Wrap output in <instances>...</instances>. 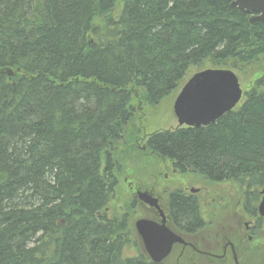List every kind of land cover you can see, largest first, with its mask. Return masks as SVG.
Wrapping results in <instances>:
<instances>
[{
  "label": "trees",
  "instance_id": "obj_1",
  "mask_svg": "<svg viewBox=\"0 0 264 264\" xmlns=\"http://www.w3.org/2000/svg\"><path fill=\"white\" fill-rule=\"evenodd\" d=\"M230 6L0 0V264H153L143 251L125 255L129 219L105 213L133 91L153 106L191 69L264 65V23ZM147 147L211 181L264 187V71L240 107ZM170 206L196 219L191 199L175 192Z\"/></svg>",
  "mask_w": 264,
  "mask_h": 264
},
{
  "label": "flooded vegetation",
  "instance_id": "obj_2",
  "mask_svg": "<svg viewBox=\"0 0 264 264\" xmlns=\"http://www.w3.org/2000/svg\"><path fill=\"white\" fill-rule=\"evenodd\" d=\"M141 150L149 152L145 156L150 161L153 156L162 163H169L172 174H195L202 178L201 184L196 183L197 188L186 186L172 191L165 197L164 203L152 188L143 192L135 190L136 199L137 193H145L157 201L161 211L160 213L156 208L139 202L148 212L143 220L163 224L181 240L172 246L170 254L158 264H264V208H261L264 187L253 189L231 182L211 181L202 173L182 167L175 159L151 151L148 147ZM166 178L165 175L164 179ZM222 183L235 186L237 198L219 189H211V185ZM175 192L184 199L192 200L196 219L189 222L174 218L171 214L170 197ZM107 212L108 210L105 211L108 217ZM137 237L142 244L138 234ZM142 248L150 260L143 244Z\"/></svg>",
  "mask_w": 264,
  "mask_h": 264
},
{
  "label": "rangeland",
  "instance_id": "obj_3",
  "mask_svg": "<svg viewBox=\"0 0 264 264\" xmlns=\"http://www.w3.org/2000/svg\"><path fill=\"white\" fill-rule=\"evenodd\" d=\"M119 11L120 6L117 4L113 15L117 16ZM263 71L264 65L261 63L251 64L240 72L233 71L243 95L236 108L242 105L245 93L254 86L255 81L262 76ZM198 72L200 69H191L184 79V84ZM180 90L153 106L144 102L141 90L133 91L134 94H137L132 102L133 116L125 128L122 142L116 148L117 155L115 157L119 187L107 212L109 218L126 215L129 219L128 235L130 241L125 249V255L128 257H134L138 252L143 251L134 228L137 221L143 220L148 215V212L136 199L135 190L143 192L152 188L164 203L165 197L172 191L186 186L197 188L196 183H202V178L195 174L187 176H180L178 172L172 174L169 163H162L153 156H151L152 160L150 161L145 156L149 152L147 150L142 152L141 150V148L147 149L148 140L152 135L183 128L178 127L177 119L173 113V105ZM165 175L167 176L166 179H164ZM213 188L237 198L234 191L235 186L222 183L211 185V189Z\"/></svg>",
  "mask_w": 264,
  "mask_h": 264
},
{
  "label": "water",
  "instance_id": "obj_4",
  "mask_svg": "<svg viewBox=\"0 0 264 264\" xmlns=\"http://www.w3.org/2000/svg\"><path fill=\"white\" fill-rule=\"evenodd\" d=\"M230 7L250 15L252 24L264 23V0H231ZM241 98L242 91L233 71L206 69L194 74L183 85L174 102L173 113L178 127H207L233 111ZM137 198L159 210L157 201L145 193H138ZM261 208H264V200ZM135 230L152 263H160L170 254L172 246L181 242L163 224L139 220L135 223Z\"/></svg>",
  "mask_w": 264,
  "mask_h": 264
}]
</instances>
